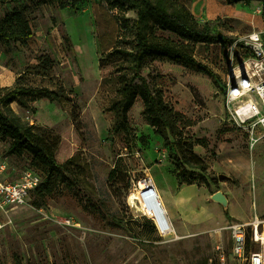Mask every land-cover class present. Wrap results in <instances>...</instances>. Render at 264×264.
Returning <instances> with one entry per match:
<instances>
[{
	"label": "rangeland",
	"instance_id": "obj_1",
	"mask_svg": "<svg viewBox=\"0 0 264 264\" xmlns=\"http://www.w3.org/2000/svg\"><path fill=\"white\" fill-rule=\"evenodd\" d=\"M39 1L0 0V20L23 4L34 31L26 45L0 41V89L14 87L19 78L29 86L54 89L57 83L65 84L81 105V134L71 117L72 104L44 98L31 102L20 116L61 136L59 162L52 170L27 152L8 154L9 140L0 139L12 177L31 167L53 184L50 194L36 192L27 205L0 211V264H224L216 248L222 241L225 264H234L227 227L218 241L205 230L164 233L130 202L135 184L146 175L144 162L152 165L158 155L171 162L181 157L178 138L170 135L165 140L145 120L140 97L141 104L129 112L133 130L114 129L111 104L118 96V72L115 65L101 67L106 50L99 37L107 33L105 41L112 44L117 32L119 45L128 46L133 31L118 30L117 21L128 18L129 27L136 11L113 9L110 0H83L76 10ZM173 1L224 39L194 45L171 32L157 34L210 66L229 86L227 93L206 73L168 59L151 61L143 74L180 113L181 139L207 160L210 170L200 182L212 186L209 177L217 176L216 183L235 200L232 210L250 219L257 213L256 203L264 211V138L250 148L249 135L233 114L238 101H232L230 93L233 84L237 87L246 77L251 52L245 41L255 32L264 35V0ZM42 53L56 62L47 77L27 71ZM6 75L16 79L13 85H6ZM215 161L220 162L217 170ZM220 174L228 178L220 179ZM68 219L78 224H68Z\"/></svg>",
	"mask_w": 264,
	"mask_h": 264
},
{
	"label": "trees",
	"instance_id": "obj_2",
	"mask_svg": "<svg viewBox=\"0 0 264 264\" xmlns=\"http://www.w3.org/2000/svg\"><path fill=\"white\" fill-rule=\"evenodd\" d=\"M82 1L40 0L37 4L76 10ZM241 1L244 0H227L229 4ZM110 4L113 9L135 10L137 15L129 27L128 18L124 19V23H121L120 19L117 21L118 30L125 28V30L133 31V39L128 46L119 45L120 37L117 32L113 36L112 44L105 41L107 33L99 37L102 48L106 50V55L100 61L101 67L115 65L118 72V96L111 104V110L116 117L114 129L127 132L133 130L129 112L140 97L144 104V118L154 127V132L165 140L170 135L178 138L176 147L181 157H177L173 163L179 183L203 184L200 182V176L202 177V174L210 170L207 160L197 154L189 142L181 139L180 113L166 101L163 90L159 86L151 85L148 77L143 74V70L155 59H168L206 73L220 86L223 93H227L229 86L222 82L221 77L210 66L198 60L193 54L173 46L157 33L158 31L171 32L194 45L201 42L213 43L224 37L214 33L212 28L201 27L186 6L176 5L173 0H110ZM33 35V27L26 6L23 4L16 5L0 20V41L5 44L14 41L26 45ZM67 40L70 41V37ZM37 60L34 66L28 67V72L45 77L53 73L56 62L50 54L42 53ZM44 98L53 102L72 104L71 117L77 131L81 134L79 119L82 109L73 89H68L63 83H57L54 89L49 86L24 85L19 78L14 87L0 89V138L9 140L8 154L21 155L27 152L43 166L52 170L59 162L61 136L51 129L24 120L12 107V103L16 101L24 108H31V102ZM209 178L214 184L218 181L214 174ZM52 190L53 184L48 176L34 194L36 192L50 194ZM227 216L229 217L228 212Z\"/></svg>",
	"mask_w": 264,
	"mask_h": 264
},
{
	"label": "built area",
	"instance_id": "obj_3",
	"mask_svg": "<svg viewBox=\"0 0 264 264\" xmlns=\"http://www.w3.org/2000/svg\"><path fill=\"white\" fill-rule=\"evenodd\" d=\"M245 47L251 52L246 77L238 83L237 87H233L230 97L232 101H238L233 114H235L238 124L247 131L249 146L252 149L264 138L263 33L251 34L245 41ZM230 120H233L232 116H230ZM10 170L9 156L0 152V211L5 212L27 205L35 190L44 181V177L31 167L19 171L16 177L10 176ZM142 188H149L154 192L156 198L159 197L152 179L145 175L138 180L137 185L135 184V188L129 196L130 202L133 195L142 192ZM66 223L78 224L71 219L66 220ZM155 223L161 231L166 233L167 230H162L156 221ZM227 228L230 230L229 238L234 264H264V216L254 213L248 221H235L230 223ZM256 246L259 249H256ZM216 248L221 253V259L225 264L224 243L218 244Z\"/></svg>",
	"mask_w": 264,
	"mask_h": 264
},
{
	"label": "crops",
	"instance_id": "obj_4",
	"mask_svg": "<svg viewBox=\"0 0 264 264\" xmlns=\"http://www.w3.org/2000/svg\"><path fill=\"white\" fill-rule=\"evenodd\" d=\"M2 75V72H0V78H2ZM5 77L7 82L9 81L6 83L7 86L15 83L16 79L14 77L12 79L7 78V75ZM137 104H141L139 100L136 101L134 106ZM12 106L18 114L25 112L24 107L16 101L12 103ZM144 165L146 166V175L152 179L156 190L159 192V199L176 233L188 235L205 230L212 233L218 241L221 239L224 228L230 223L249 220L240 218L238 212L232 210L235 200L221 184H212V186L200 183L180 184L175 173V164L162 155H158L154 164L147 165L144 162ZM218 166H220V162L215 161L214 170H217ZM217 172L220 173L221 171ZM244 179L246 182L248 175ZM218 190H221L227 196V206L213 199L212 195ZM254 209L257 212L256 214H264L263 210L260 211L257 203ZM227 212L230 217H227Z\"/></svg>",
	"mask_w": 264,
	"mask_h": 264
},
{
	"label": "bare ground",
	"instance_id": "obj_5",
	"mask_svg": "<svg viewBox=\"0 0 264 264\" xmlns=\"http://www.w3.org/2000/svg\"><path fill=\"white\" fill-rule=\"evenodd\" d=\"M141 191V193H136V195L131 197L133 206L136 207L142 214L154 219L162 230H167L166 233L174 231L162 203L159 204V202H161L159 197L156 198L154 192L150 191L149 188H142ZM157 194L159 195L158 191Z\"/></svg>",
	"mask_w": 264,
	"mask_h": 264
},
{
	"label": "water",
	"instance_id": "obj_6",
	"mask_svg": "<svg viewBox=\"0 0 264 264\" xmlns=\"http://www.w3.org/2000/svg\"><path fill=\"white\" fill-rule=\"evenodd\" d=\"M235 85L233 84V87ZM219 178L220 179H225V178H228L227 175L225 174H220L219 175ZM213 199L220 202L221 204H223L224 206H227L228 205V198L227 196L221 191V190H218L216 191L213 195H212Z\"/></svg>",
	"mask_w": 264,
	"mask_h": 264
}]
</instances>
